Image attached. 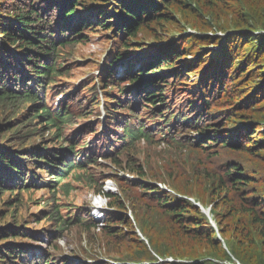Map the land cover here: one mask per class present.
Returning <instances> with one entry per match:
<instances>
[{
  "label": "trees",
  "instance_id": "16d2710c",
  "mask_svg": "<svg viewBox=\"0 0 264 264\" xmlns=\"http://www.w3.org/2000/svg\"><path fill=\"white\" fill-rule=\"evenodd\" d=\"M94 38L116 48L84 87L66 48ZM0 115V264H81L56 254L74 224L100 225L59 198L73 180L108 197V241L142 243L123 258L264 264V0H0ZM155 137L185 156L137 163ZM98 157L131 173L110 177L120 193L94 188Z\"/></svg>",
  "mask_w": 264,
  "mask_h": 264
},
{
  "label": "rangeland",
  "instance_id": "374dc122",
  "mask_svg": "<svg viewBox=\"0 0 264 264\" xmlns=\"http://www.w3.org/2000/svg\"><path fill=\"white\" fill-rule=\"evenodd\" d=\"M158 37H161V35L154 31ZM230 32V31H228ZM184 35H192L196 33L195 29L190 28V26H187V28L184 31H181ZM217 35H222L224 37L227 36V32L223 33L221 31H218ZM178 37V36H176ZM149 38V37H147ZM141 39V38H139ZM113 41H104L99 38H94L92 41L87 43H80L75 46H69L66 48L67 51L71 53L69 58L71 60H74L80 64H83L81 68L75 69L73 71V79L74 81L77 80H83L86 78V83L84 87L89 86L95 78H98L102 74L103 66L107 62V55L112 50L116 48V44L111 43ZM141 46H146L142 44ZM140 46V47H141ZM215 50H219V48H215ZM83 63H82V62ZM102 97V89L98 88ZM61 98L60 91H57L50 100H48L49 104L51 105L54 103L55 106H57L59 100ZM1 119V115H0ZM106 120V118H104ZM84 122L82 119L80 123ZM78 123V124H80ZM78 125H75V127ZM43 133V132H42ZM86 137V136H84ZM83 137V138H84ZM170 139H166L163 142L159 143L157 140L159 138L155 137V141L158 143V146H154L150 143L145 144L144 142L141 143V151L140 153L135 157V161L139 164H143L145 162H153L157 164H161L165 167H168V164L176 159H181V156H185V147H179L175 142H173L171 137H167ZM86 140H89L88 138ZM85 142V138L82 140ZM22 157V156H20ZM98 165H94L88 170L89 174L93 177L96 188L98 185H101L103 183V186L110 182L112 184L117 185V189H115L112 184L109 186H104L103 190L105 192H109L112 194L120 193V187L116 180L110 178L113 173H117L120 175H123L124 172L122 169L118 168V170L114 169L112 167V163L109 161H106L102 159L101 157L97 158ZM124 169H127L126 163L122 166ZM159 170H166L165 168H161L158 166L154 167ZM129 171H127L126 176L129 175ZM131 174V173H130ZM109 175V176H108ZM125 176V177H126ZM104 178V180H103ZM73 188L68 193H60L59 198L61 201L68 206L72 207H85L83 211L86 212V217H92L93 212H91V206L94 203V193H97V191H94L92 186L81 182L80 180H73L72 181ZM41 192L37 194V196H40ZM103 202L108 200V197L104 196L102 198ZM108 203V201H107ZM211 206L207 210L209 211ZM37 213V207H32V209L26 213V218L29 221V218H32L34 213ZM25 215V214H24ZM129 216L132 218V214L129 213ZM134 219V217H133ZM33 221V224L30 226L31 228L35 230H39L43 223L36 224L35 219H30ZM101 225L99 227H91L86 226L85 224H74L73 227L68 231L64 233V236L59 239L58 244L60 248L56 251L57 255H62L65 257H78L81 260H85L87 262H91L93 259L101 258L105 261H110L111 263L116 264H136V263H144V261H135L132 259H126L123 258L121 255L123 254V251L126 249H131L132 247H135L139 244H142L140 241L134 240V239H127L126 242H118L116 239L113 241H108L106 239V235L103 229L101 228ZM34 233H39L35 231H31ZM138 235L146 240V243L148 244L147 239L142 235L141 232L138 231ZM33 235V234H32ZM37 235H41L42 241H37L38 237ZM48 240L47 238L39 233L36 235H33L32 240L30 242H33V244L39 245L41 247H46L48 243H46ZM137 243V244H136ZM171 260V259H169ZM83 263V262H82ZM81 263V264H82ZM77 264V263H76Z\"/></svg>",
  "mask_w": 264,
  "mask_h": 264
},
{
  "label": "water",
  "instance_id": "95a60500",
  "mask_svg": "<svg viewBox=\"0 0 264 264\" xmlns=\"http://www.w3.org/2000/svg\"><path fill=\"white\" fill-rule=\"evenodd\" d=\"M196 205H198V206H200V204H198V203H196ZM201 207V206H200ZM202 208V207H201ZM202 210L204 211V209L202 208ZM205 212V211H204ZM207 212V214H209V211L207 210L206 211Z\"/></svg>",
  "mask_w": 264,
  "mask_h": 264
}]
</instances>
